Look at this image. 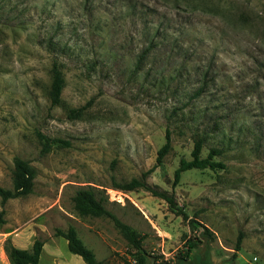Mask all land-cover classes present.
<instances>
[{
  "label": "rangeland",
  "instance_id": "rangeland-1",
  "mask_svg": "<svg viewBox=\"0 0 264 264\" xmlns=\"http://www.w3.org/2000/svg\"><path fill=\"white\" fill-rule=\"evenodd\" d=\"M54 62L66 82L56 107ZM86 105L81 118L68 116ZM167 131L172 150L148 183L174 193L188 219L144 189L112 184L154 167ZM45 137L58 141L48 152ZM198 139L202 157L218 150L225 168L189 170L174 186ZM15 158L34 168V187L0 197V239L11 234L25 250L42 241L39 264H86L55 235L70 226L102 264H136L109 218L74 210L89 186L145 236L149 264H264V0H0L6 190ZM191 219L209 234L192 231Z\"/></svg>",
  "mask_w": 264,
  "mask_h": 264
},
{
  "label": "trees",
  "instance_id": "trees-1",
  "mask_svg": "<svg viewBox=\"0 0 264 264\" xmlns=\"http://www.w3.org/2000/svg\"><path fill=\"white\" fill-rule=\"evenodd\" d=\"M51 88L49 92L51 104L53 107L60 106L62 104V93L65 87V77L63 70L58 62H54L51 70ZM89 105V104H88ZM83 106L78 109H71L68 113L70 118H81L87 106ZM43 150L48 152L53 144L58 143L56 139L44 138ZM203 140L198 139L194 143V148L191 153V159H182L179 167L174 173V186H177L181 180L182 174L189 170H212L217 171L224 169L225 165L215 160V157L220 155L218 150H211L207 157H202ZM172 150V139L170 131L166 132V138L164 145L158 150L156 164L147 172H144L140 178H133L128 182L118 183L114 181L113 188L123 192H130L138 189H144L151 193L154 197H158L164 200L169 207V210L178 215L188 219V215L185 210L178 204L174 193L161 190L158 187L151 186L148 183V177L154 172V170L163 164L164 158ZM36 172L28 161L21 158H15L14 172H13V186L14 189L6 190L0 187V197L3 203L9 199L17 198L30 194L34 187ZM74 210L81 217H95V218H109L114 226L118 229L123 238L127 241L131 250V256L136 264H149L151 255L144 249L143 242L145 236L141 235L131 226L122 222L111 210L107 208V198L101 191L94 187H82L79 188L73 196ZM4 212L0 214V223H3L2 216ZM192 231H197L200 228L203 232L202 236L209 234V231L204 225L191 219L189 221ZM55 235L60 238H64L68 242V248L71 253L80 256L86 264H102L97 260L96 254L92 249L86 246V244L79 237L75 227L70 226L68 230L64 231L56 229ZM242 238L239 239L236 246L237 250H240ZM44 243L40 240H36L33 244L32 250H24L17 248L13 245L10 239L5 242L4 250L8 256L10 264H39L40 257ZM196 242L189 241L187 245L186 254L189 256L194 251ZM199 264H208L203 260L199 261Z\"/></svg>",
  "mask_w": 264,
  "mask_h": 264
},
{
  "label": "crops",
  "instance_id": "crops-1",
  "mask_svg": "<svg viewBox=\"0 0 264 264\" xmlns=\"http://www.w3.org/2000/svg\"><path fill=\"white\" fill-rule=\"evenodd\" d=\"M8 239H12L13 245L18 248V244H17L18 242H16L14 240V236H12L11 234H9V237L6 236L4 239L3 238L0 239V264H10L8 256L4 250V244ZM29 250H31V249H29Z\"/></svg>",
  "mask_w": 264,
  "mask_h": 264
}]
</instances>
